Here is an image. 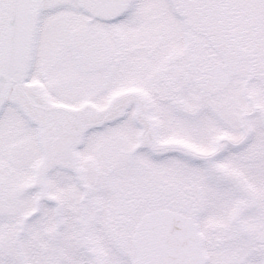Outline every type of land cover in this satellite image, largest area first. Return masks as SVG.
<instances>
[{
    "label": "snow or ice",
    "instance_id": "1",
    "mask_svg": "<svg viewBox=\"0 0 264 264\" xmlns=\"http://www.w3.org/2000/svg\"><path fill=\"white\" fill-rule=\"evenodd\" d=\"M0 264H264V0H0Z\"/></svg>",
    "mask_w": 264,
    "mask_h": 264
}]
</instances>
